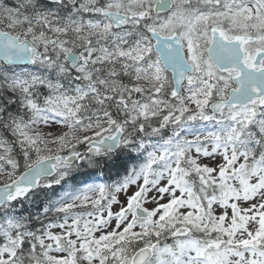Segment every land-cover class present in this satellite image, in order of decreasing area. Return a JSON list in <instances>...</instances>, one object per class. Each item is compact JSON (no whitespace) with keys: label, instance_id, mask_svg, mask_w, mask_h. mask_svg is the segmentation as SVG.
<instances>
[{"label":"snow or ice","instance_id":"obj_1","mask_svg":"<svg viewBox=\"0 0 264 264\" xmlns=\"http://www.w3.org/2000/svg\"><path fill=\"white\" fill-rule=\"evenodd\" d=\"M0 264H264V0H0Z\"/></svg>","mask_w":264,"mask_h":264}]
</instances>
